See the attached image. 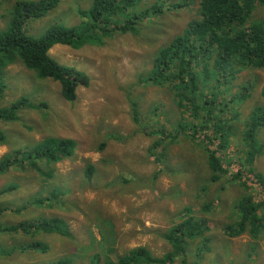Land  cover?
<instances>
[{
  "label": "rangeland",
  "instance_id": "1",
  "mask_svg": "<svg viewBox=\"0 0 264 264\" xmlns=\"http://www.w3.org/2000/svg\"><path fill=\"white\" fill-rule=\"evenodd\" d=\"M26 1L36 0H0V30L13 6ZM199 1L142 0L133 10L153 6L162 10H149L138 21L135 34H114L78 50L53 46L52 59L88 78L87 87L76 88L72 103L62 98L57 82L40 79L20 64L6 68L7 90L0 106L24 96L37 108L24 109L16 121L0 124L6 135L0 160L49 137L70 139L76 146L71 157L54 166H42L40 161L44 172L54 171L52 180L28 167L0 175V190L14 186L0 196L1 229L57 218L71 234L67 238L31 230L24 235L0 232V251L7 252L0 255V264H90L95 256L115 260L136 247L160 257L171 251L164 237L187 210L188 216L204 220L208 227L203 237L187 241L188 264H264V233L256 240L246 234L236 238L224 234V228L238 219L234 207L247 193L261 202L258 213L264 223V199L253 177L257 172L264 176V153L251 165L253 173H247L242 166L247 148L240 142L252 111L264 110V69L240 71L226 85L229 97L245 84L251 88L241 92L248 97L234 108L236 129L229 147L219 154L228 173L219 181L211 182L207 155L198 142L181 136L169 143L168 137L166 145L150 153L160 139L156 130L167 128L173 136L182 114L171 89L144 80L158 50L199 19ZM90 4L91 0H59L47 15L28 22L27 31L39 37L51 25L61 24L80 32L83 19L77 10ZM249 21L264 22V5L252 6ZM134 107L139 124L133 120ZM144 128L153 135L147 136ZM256 138L264 147V129ZM89 166L93 171L87 180L84 173ZM236 174L242 185L231 180ZM43 198L49 200L34 205ZM32 244L46 248L25 249Z\"/></svg>",
  "mask_w": 264,
  "mask_h": 264
},
{
  "label": "trees",
  "instance_id": "2",
  "mask_svg": "<svg viewBox=\"0 0 264 264\" xmlns=\"http://www.w3.org/2000/svg\"><path fill=\"white\" fill-rule=\"evenodd\" d=\"M141 1L91 0L88 9L77 10V14L83 19L79 24L83 26L82 31L53 24L39 37L28 33L27 23L47 15L57 7L59 0L16 3L9 13L6 27L0 30V100L5 98L7 90L4 71L11 65L20 64L35 72L40 79L57 82L62 98L72 103L76 98V88L79 85L87 87L88 78L52 59L49 56L51 48L62 45L78 50L84 45L95 44L97 39L111 38L114 34H135L138 21L145 18L149 10H162L159 6L141 11L133 10ZM255 4L264 5V0H200L199 19L190 22L182 34L158 50L148 77L144 80L147 84L171 89L175 104L182 114L173 136L168 135L167 128L156 130L160 139L154 141L150 153L154 155V151L162 143L166 145L168 137L169 143L181 136L198 142L207 155L211 182L219 181L228 173L219 154L229 147V138L236 129L235 106L248 97L247 93L241 92L251 88L250 84H245L238 90L239 93L229 97L226 85L240 71L264 69V22L249 21ZM261 96L264 99V88ZM39 106L41 109L44 105ZM36 108V104L30 99L20 96L0 106V124L16 121L24 109ZM132 112L134 122L139 124L135 107ZM243 127L240 142L247 148V153L243 157L242 166L247 173H253L251 165L264 153L263 143L256 138L257 132L264 129V110L261 107L253 110ZM146 131L144 128L143 132L147 136L153 135V132ZM5 143L6 135L0 129V144ZM75 146L73 140L49 137L32 148L17 149L11 159L5 156L0 160V175L11 168L28 167L27 169L52 180L55 177L54 171L44 172L40 161L44 162L42 166H54L71 157ZM21 155H26V158H21ZM92 171L90 166L85 170L87 180H90ZM253 177L264 199V176L257 172ZM231 180L239 185L243 183L237 182L238 174ZM12 188L14 186L0 190V196ZM244 188L247 189L246 186ZM45 198L35 200L34 205L45 204L49 200ZM261 206V202H256L252 195H243L234 207L238 219L224 228V234L229 238L246 234L254 240L258 239L264 233V223L258 213ZM185 212L186 216L170 228L164 237L171 248L168 253L157 257L145 247H136L117 256L115 260L106 258L101 261L95 256L90 264H174L176 261L188 264L184 256L187 241L203 237L208 227L204 220L188 216V210ZM29 230L71 237L68 227L57 218L0 228V232L21 235ZM44 248L46 246L41 244H32L25 249ZM0 255L6 256L7 252L1 250Z\"/></svg>",
  "mask_w": 264,
  "mask_h": 264
}]
</instances>
